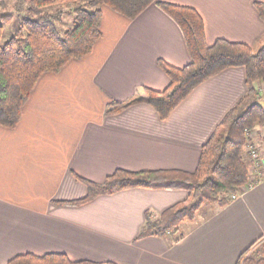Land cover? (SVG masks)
Here are the masks:
<instances>
[{"label":"crops","instance_id":"0c3cea01","mask_svg":"<svg viewBox=\"0 0 264 264\" xmlns=\"http://www.w3.org/2000/svg\"><path fill=\"white\" fill-rule=\"evenodd\" d=\"M195 8L207 41L264 44V0H156ZM102 37L84 58L47 72L14 128L0 125V264L17 255L65 253L72 261L118 264H237L264 238V177L225 207L204 204L178 234L143 236L148 215L158 220L184 202V189L135 187L81 205L85 180L102 183L118 169H197L202 147L246 94L245 67H230L199 84L162 119L147 101L119 113L111 102L164 90L161 61L191 62L180 25L156 2L134 19L102 7ZM264 152V138L260 139ZM207 210L208 213H203Z\"/></svg>","mask_w":264,"mask_h":264},{"label":"trees","instance_id":"16d2710c","mask_svg":"<svg viewBox=\"0 0 264 264\" xmlns=\"http://www.w3.org/2000/svg\"><path fill=\"white\" fill-rule=\"evenodd\" d=\"M156 2L181 27L191 56L184 67L161 61L170 78L164 90L146 88V96L124 102H111L107 113H119L138 102L147 101L162 119L169 116L189 94L208 78L230 67H245L246 94L225 115L214 133L203 145L198 167L193 172L182 170L128 171L118 169L102 183L85 180L87 195L64 201L81 205L101 194L143 187L184 189L188 199L165 210L158 220L149 215L143 236L183 238L181 225L193 222L204 204L222 208L241 195L243 188L261 181L251 179L245 148L250 144L247 130L264 125L261 84L264 85V44L255 52L245 43L224 38L208 43L205 22L195 8L156 0H16L14 12L0 14V125L14 128L21 120L23 107L40 77L58 72L73 59L89 55L102 37V7L108 6L123 16L134 19ZM257 8L264 21V3ZM67 14L73 25L63 29ZM18 25L5 39L4 25L13 17ZM15 22V24H16ZM264 92V91H263ZM247 153V152H246ZM8 264H118L113 261H72L65 253L17 255ZM237 264H264V238L253 243L240 256Z\"/></svg>","mask_w":264,"mask_h":264},{"label":"rangeland","instance_id":"374dc122","mask_svg":"<svg viewBox=\"0 0 264 264\" xmlns=\"http://www.w3.org/2000/svg\"><path fill=\"white\" fill-rule=\"evenodd\" d=\"M16 3V0H0V14H10L14 12V4ZM16 17L11 18L5 25H4V30H5V39L8 38L15 29V26L18 25V22H16ZM73 19H72V15L71 14H67L63 23L61 24V27L63 29H67L68 27H71L73 25ZM16 22V24H15ZM264 87V85L261 84V89ZM264 88L263 90H261V94H262V104L264 106ZM247 132H249L250 135H246V137L251 138V140L249 141L250 143H253L254 146L256 147L259 155V162L258 160L253 159V157H251L248 153H246L247 151V147L245 148L244 152H245V159L248 163L249 166V170L251 173V181L256 180V178H261L264 177V152L262 151V148L260 146V139L264 138V125H259L257 124L255 127L247 130ZM255 182V181H254ZM208 213L207 210H204L203 213Z\"/></svg>","mask_w":264,"mask_h":264},{"label":"built area","instance_id":"2783aa9c","mask_svg":"<svg viewBox=\"0 0 264 264\" xmlns=\"http://www.w3.org/2000/svg\"><path fill=\"white\" fill-rule=\"evenodd\" d=\"M261 89V88H260ZM248 135H250L249 134V132H247V136ZM247 153L251 156V157H253V159H255V160H258V162H259V153H258V151H257V149H256V147L254 146V144L253 143H250L248 146H247ZM258 182H255V183H251L250 185H248V187H245V188H243V190L245 191V190H248V189H251V188H253L254 187V185L255 184H257ZM239 195H233L231 198H232V200H234V199H236L237 197H238Z\"/></svg>","mask_w":264,"mask_h":264}]
</instances>
